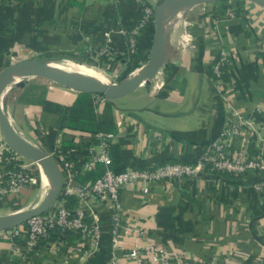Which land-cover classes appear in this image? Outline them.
<instances>
[{
	"label": "crops",
	"instance_id": "1",
	"mask_svg": "<svg viewBox=\"0 0 264 264\" xmlns=\"http://www.w3.org/2000/svg\"><path fill=\"white\" fill-rule=\"evenodd\" d=\"M162 1L13 0L0 4V71L19 60L50 64L71 59L76 63L69 64L80 65L106 44L124 57V29L136 24L142 5L154 10ZM227 4L179 12L170 26L178 22V33L165 31V55L157 74L123 97L103 98L112 106L116 128L110 146H118L120 164L126 169L195 164L229 122H240L238 143L248 155L264 159V117L255 113L256 107L264 105V7L244 1L245 11L216 19ZM153 48L154 25L149 24L138 37L140 62L129 64L130 68H144ZM222 58L228 65L218 86L212 69ZM37 78L23 85L6 84L0 93L1 108L22 139L47 154L70 144L69 156L79 162L87 147L97 146L95 135L60 130L58 117L41 104L45 100L72 106L81 93ZM105 102L95 104L96 113ZM110 168L114 170L112 159ZM87 173L91 172H80L77 182ZM12 195H4L2 205L16 208L19 199ZM67 199L75 204L73 197ZM121 200L128 234L119 235L117 264H132L124 255L132 248H163L191 262L264 264V180L254 171L227 177L219 185L199 171L185 184L158 183L145 191L128 188ZM84 209L88 223L97 224L101 231L94 250L86 238L74 245L66 243L61 250L39 247L28 252L21 241L12 246L0 236V264H106L112 246L111 214L97 200L87 202Z\"/></svg>",
	"mask_w": 264,
	"mask_h": 264
},
{
	"label": "built area",
	"instance_id": "2",
	"mask_svg": "<svg viewBox=\"0 0 264 264\" xmlns=\"http://www.w3.org/2000/svg\"><path fill=\"white\" fill-rule=\"evenodd\" d=\"M116 3L134 2L139 4L141 0H114ZM13 0H0V4L12 3ZM244 0L230 1L224 11L217 16L232 18L245 11L242 6ZM221 17V18H222ZM149 24H154V10L142 5L141 15L133 26L125 28V53L124 57L111 51L107 44L96 54L105 60L119 61L126 60L137 54L138 37L142 30ZM228 62L223 58L217 62L212 74L218 86L223 84V76L226 75ZM99 96H97L98 99ZM255 113L264 117V105L255 108ZM241 124L228 123L222 129L220 135L211 144L204 147L200 157L195 164L165 163L147 168H127L123 172L115 173L111 168L109 148L115 140L114 134H97L94 140L96 147L89 146L85 149L81 160H72L62 153V146H57L52 153L48 154L59 166L63 178L64 197L75 199L74 207H68V201L61 199L54 207L28 220L25 224L0 232L1 238L10 241L12 246L22 242L26 251H35L39 247L65 249L64 238L68 233L81 234V237L89 240V248L98 247L101 239L100 227L91 225L86 220L85 207L87 202L97 200L107 206L111 216V255L106 264L116 263V248L120 243L119 235L123 232L128 234L122 216L123 203L122 192L128 188L147 190L151 185L158 183L185 184L192 182L199 171L206 172L215 184L225 182V176L233 178L242 177L248 171H254L264 180V159L260 156H250L247 151L238 143L241 137ZM4 151V152H3ZM6 150H0V191H16L31 182L28 172L23 169L19 160ZM80 164L79 169L76 165ZM98 165L104 167L102 175L90 184H80L76 176L80 172H93ZM260 189V188H258ZM60 197H62L60 195ZM65 197V198H66ZM54 235V240L50 241ZM89 250L84 251L87 254ZM132 264H217L213 261H183L178 253L160 248H132L124 254Z\"/></svg>",
	"mask_w": 264,
	"mask_h": 264
},
{
	"label": "water",
	"instance_id": "3",
	"mask_svg": "<svg viewBox=\"0 0 264 264\" xmlns=\"http://www.w3.org/2000/svg\"><path fill=\"white\" fill-rule=\"evenodd\" d=\"M234 0H163L154 9V48L147 65L138 74L118 83H110L105 87L95 86L85 76L57 70L55 66L38 61H23L7 66L0 71V84H6L30 76L45 78L73 91L114 100L123 97L145 81L152 79L160 69L165 55V24L164 15H174L195 5L222 3ZM264 7V0H244ZM20 85H23L20 82ZM2 89L0 90L1 93ZM117 92V94H114ZM0 133L5 145L16 155L35 162L40 166L50 191L37 206L22 209L10 214L0 215V232L25 224L33 217L51 210L57 203L63 190V178L59 166L46 152L22 139L16 134L8 122L0 104Z\"/></svg>",
	"mask_w": 264,
	"mask_h": 264
},
{
	"label": "trees",
	"instance_id": "4",
	"mask_svg": "<svg viewBox=\"0 0 264 264\" xmlns=\"http://www.w3.org/2000/svg\"><path fill=\"white\" fill-rule=\"evenodd\" d=\"M239 1V0H234ZM229 2V1H226ZM225 2H222L223 4ZM137 56V55H136ZM225 78V77H224ZM96 97V96H94ZM97 98V97H96ZM95 100L93 95L81 93L80 96L77 98L75 103L72 106H61L55 105L48 101H42L43 110L49 113H53L58 117V128L60 130L67 129L72 131H78L82 133H87L91 135H97L100 133L103 134H114L116 133L115 125L112 121V106L110 102H105L103 109L100 113H96L95 107ZM71 145L64 143L61 147L62 153L67 155L71 149ZM110 158L112 159L113 163V171L115 173L123 172L126 167L120 164V157H119V148L117 145L110 146ZM178 163V162H172ZM80 167L79 164L76 165L78 169ZM103 172V166L98 165L95 172L87 173L84 176L78 177L79 182L82 184L85 183H93L99 175ZM78 176V175H77ZM76 176V178H77ZM230 176H225L226 179ZM68 197H62V199H67ZM68 207H74L73 203H69ZM54 235L51 236L50 241L54 240ZM81 234H72L68 233V235L64 238V242L68 245H74L77 241H84Z\"/></svg>",
	"mask_w": 264,
	"mask_h": 264
},
{
	"label": "rangeland",
	"instance_id": "5",
	"mask_svg": "<svg viewBox=\"0 0 264 264\" xmlns=\"http://www.w3.org/2000/svg\"><path fill=\"white\" fill-rule=\"evenodd\" d=\"M230 2V1H229ZM248 2V1H245ZM216 4V3H215ZM218 4V3H217ZM208 4H202V5H195L190 7L191 9L193 8L194 10H197L198 8H200L201 6L205 7V9L207 8ZM207 10V9H206ZM177 25L175 27H169L168 30H166L167 33L172 32L171 33H178V22L176 23ZM154 25V24H153ZM91 60H89V62H80L79 64L88 68H93L95 69L98 73H101V75L107 79V81L109 83H118L121 82L125 79H129L132 76V73H134L136 70L138 71V68H130L129 64H132L133 62H140V60H137V56L133 55V57H128L126 60L123 61H110L107 60L109 63H113V65L109 64H102L101 61L105 60L104 58H102L101 55L99 54H94L90 57ZM21 61V60H19ZM19 61L13 62V63H18ZM35 61H40V60H35ZM45 63V62H43ZM49 64V62H47ZM65 63V64H64ZM69 63H76L75 61L69 59H65V60H61V59H57L54 60V62L50 63V64H58L59 66H65ZM115 63V64H114ZM117 63V64H116ZM142 64L144 62H141ZM141 64V65H142ZM145 65H147V63H145ZM39 79L37 77L34 76H30L24 79H20L17 80L16 82H22V83H28V82H34V81H38ZM105 102V100L103 99V97H98V99L95 100V104L97 105H101ZM125 108V105H124ZM0 144H1V148L2 150H6L8 151V153H10L11 155H14L17 160H19V163L22 165L23 169L26 170L28 172L29 178L31 179V182L24 186L21 187L20 189L16 190V191H10L8 188H6V191H0V212L3 213V215H6L7 213H12V211H14L16 208L19 210L22 209H28V208H33L37 205H39L46 197L47 193H48V185H45V183L42 180L41 177V172L39 170V166L33 162L30 161L28 159H25L21 156L16 155L14 152H12L4 143L3 137L0 133ZM5 151V152H6ZM4 152V151H3ZM9 194H13L18 196L19 202L14 204L17 205L15 206L16 208H12L10 209L12 206H4L2 205V201L4 199V195H9Z\"/></svg>",
	"mask_w": 264,
	"mask_h": 264
},
{
	"label": "bare ground",
	"instance_id": "6",
	"mask_svg": "<svg viewBox=\"0 0 264 264\" xmlns=\"http://www.w3.org/2000/svg\"><path fill=\"white\" fill-rule=\"evenodd\" d=\"M180 0H177L176 4H178ZM178 18V13L174 14V15H164L163 21L165 24V31L169 29V27L171 26V24L177 20ZM193 51V50H192ZM65 64V63H64ZM55 65V64H54ZM55 68L57 70H62V71H66L72 74H79L82 76H85L87 79H89L95 86H99V87H105L108 84H110L107 79H105L101 73H98L95 69L93 68H88V67H84V66H80V65H76V64H68L65 65L64 67L61 65L59 66L58 64L55 65ZM140 70H136L134 73H132V77H134L136 74H138ZM3 89V84H0V90ZM114 94H117V92H115ZM39 166V165H38ZM40 172H41V177L43 182L45 183V185H48V182L46 180V177L44 176V173L42 172L40 166L38 167ZM48 187V193L50 191L49 185Z\"/></svg>",
	"mask_w": 264,
	"mask_h": 264
}]
</instances>
